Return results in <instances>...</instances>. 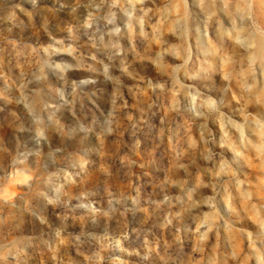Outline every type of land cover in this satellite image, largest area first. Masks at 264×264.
I'll return each instance as SVG.
<instances>
[{
	"label": "rangeland",
	"instance_id": "1",
	"mask_svg": "<svg viewBox=\"0 0 264 264\" xmlns=\"http://www.w3.org/2000/svg\"><path fill=\"white\" fill-rule=\"evenodd\" d=\"M0 264H264V0H0Z\"/></svg>",
	"mask_w": 264,
	"mask_h": 264
},
{
	"label": "clouds",
	"instance_id": "2",
	"mask_svg": "<svg viewBox=\"0 0 264 264\" xmlns=\"http://www.w3.org/2000/svg\"><path fill=\"white\" fill-rule=\"evenodd\" d=\"M58 202H59V197H57L55 199H49V201H48L49 204H53V205L57 204ZM80 207H87L89 213H92V214H94L97 211L96 209L91 208L90 205H88V206L80 205ZM105 215H107V213H105ZM5 259H6V257H5Z\"/></svg>",
	"mask_w": 264,
	"mask_h": 264
}]
</instances>
